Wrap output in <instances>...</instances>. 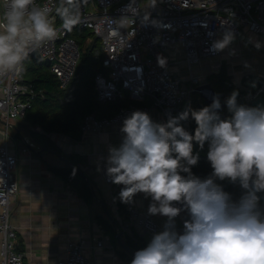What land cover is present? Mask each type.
<instances>
[{
    "label": "clouds",
    "instance_id": "9594fccd",
    "mask_svg": "<svg viewBox=\"0 0 264 264\" xmlns=\"http://www.w3.org/2000/svg\"><path fill=\"white\" fill-rule=\"evenodd\" d=\"M155 3L151 4L154 5ZM71 32L81 23V0H59V5L37 0H4L0 12V80L24 71V61L54 41L58 29ZM234 39L226 32L212 44L222 51ZM260 47L259 43L256 45ZM165 61L160 59L163 67ZM238 91L225 101L231 114L220 115L219 94L200 109L190 105L166 122L134 110L122 121L119 146H110L106 174L121 185L119 198L130 204L137 194L151 198L148 214L166 220L130 264H264V106L238 104ZM194 120V133L182 122ZM194 142L203 150L212 172L201 178L192 172L199 162ZM227 180L243 190L238 199L225 191ZM186 212L183 231L176 218ZM13 264L19 258L13 257Z\"/></svg>",
    "mask_w": 264,
    "mask_h": 264
},
{
    "label": "built area",
    "instance_id": "2783aa9c",
    "mask_svg": "<svg viewBox=\"0 0 264 264\" xmlns=\"http://www.w3.org/2000/svg\"><path fill=\"white\" fill-rule=\"evenodd\" d=\"M37 3L54 8L59 0H37ZM52 19L58 36L37 51L39 58L49 63V70L61 87H66L75 75L81 52L69 32L62 30L55 11ZM76 26L89 29L103 46L102 61L107 72L95 76L96 97L100 102L116 101L126 93L130 98L151 100L150 105H132L111 116L86 115L80 130L82 135H88L122 125L123 119L137 109L151 114L152 108H159L166 118L184 111L192 93L205 81L198 76L182 78L172 73L169 55L173 48L183 47L186 61L195 64L203 57L220 55L221 51L212 49L220 34L231 32L238 36L250 31L264 38V0H81V23ZM160 59L165 61L163 67ZM37 94L23 72L0 80V116L9 127L25 118ZM257 94L247 96L246 106ZM4 135H9L8 127ZM17 160L5 140L0 146V264H13V257L19 258L16 264H28L24 252L17 248V233L11 222V205L19 191ZM106 181L118 187V206L122 186L111 183L108 176ZM124 205L128 230L142 227L149 242L159 230L156 221L143 214L134 201ZM102 245L99 241L98 246ZM61 264L93 263L86 256L83 243L69 242Z\"/></svg>",
    "mask_w": 264,
    "mask_h": 264
},
{
    "label": "crops",
    "instance_id": "0c3cea01",
    "mask_svg": "<svg viewBox=\"0 0 264 264\" xmlns=\"http://www.w3.org/2000/svg\"><path fill=\"white\" fill-rule=\"evenodd\" d=\"M223 36L224 34H220L218 40ZM257 43L260 47L256 46ZM169 56L170 70L179 77L198 76L208 83L209 75L218 73L224 66L230 77V84L244 91L241 96L245 95V102L247 96L257 93L256 97L262 96L264 38L261 35L245 31L242 35L234 36L233 41L219 56L203 57L195 64L186 61L181 46L174 47ZM254 83H257L256 87L253 86ZM143 101L144 105L151 104L149 98ZM150 116L156 122L167 121L159 108H152ZM17 123L9 127L0 116V146L7 140L9 149L18 156L15 174L19 191L11 205V222L17 233V248L24 252L25 262L61 264L67 256L68 243L79 242L83 243L84 252L93 264H130L121 254L127 252L119 245L116 233L122 231L125 240L127 235L140 236L145 242L148 241V234L142 227L128 230L130 227L125 221V214L116 205L118 187L106 181L108 149L121 143L122 125H112L88 135H82L80 130L78 138L65 133L49 134L60 149V152L53 151L69 160V155H75L80 161L78 166L85 172V179L94 194V199L86 202L69 183L49 169L48 164L68 165L48 149L41 148L32 138L31 131H42L40 127L31 125L26 119ZM7 127L9 135L5 137L4 130ZM133 201L143 214L156 221L158 232L161 231L166 218L148 214L151 198H145L144 194L140 193ZM99 215L109 221L110 230L102 227L97 219ZM187 218L186 212L176 218L178 231H183V221ZM99 241L103 242L102 246H98Z\"/></svg>",
    "mask_w": 264,
    "mask_h": 264
},
{
    "label": "trees",
    "instance_id": "16d2710c",
    "mask_svg": "<svg viewBox=\"0 0 264 264\" xmlns=\"http://www.w3.org/2000/svg\"><path fill=\"white\" fill-rule=\"evenodd\" d=\"M58 20L59 23H62L60 18ZM69 35L78 43L81 56L75 75L66 87H61L58 78L40 61H38V64L31 66H26L24 62L23 71L24 74L30 73V78L26 81L31 83L38 93L32 101L31 107L26 111L25 119L31 125L39 126L42 131L32 130L30 135L41 145V148L52 149L57 152H60V149L51 140L50 133H65L78 138L80 136V125L86 115L94 113L98 117L111 116L126 107L145 104L143 100L130 98L128 93L116 101L100 102L96 97L95 76L99 72L105 74L107 72L102 61L104 52L101 40L94 36L89 29L79 26H75L69 32ZM208 83L225 101L234 91H238L237 103L246 105L245 95L241 96L244 91L234 88L230 84V77L224 66L218 73L209 75ZM261 88V95L264 96V83H261ZM189 105L193 109L208 106L205 98L199 92L192 93L187 106ZM249 107L254 106L250 105ZM220 115L222 118H227L231 114L225 107L220 109ZM182 123L189 132L194 133L196 128L194 120L189 119ZM207 151V144H205L203 150H200L199 145L194 142V153H199V162L192 167V172L201 178L212 172L210 162L207 160ZM68 157L75 165L80 162L75 155H69ZM48 167L69 183L78 196L86 202H91L94 199L88 181L73 168L57 164H48ZM218 183H222L225 191L230 192L234 199H238L243 192L238 184H231L227 180L218 181ZM259 195L261 197L260 205L264 207V193H259ZM118 208L124 210V203L119 202ZM97 219L104 229L110 230L111 224L107 219L101 215L97 216ZM135 237L126 236V241L131 247L136 250L146 247L148 241L145 242L140 236ZM121 254L131 262L132 256L125 252Z\"/></svg>",
    "mask_w": 264,
    "mask_h": 264
},
{
    "label": "water",
    "instance_id": "95a60500",
    "mask_svg": "<svg viewBox=\"0 0 264 264\" xmlns=\"http://www.w3.org/2000/svg\"><path fill=\"white\" fill-rule=\"evenodd\" d=\"M33 55L39 57V52L36 51L33 53ZM197 92H199L206 100L207 104L210 105L212 103V97L216 94H218L209 83H205L202 85H199L197 87ZM220 96V100H221V109L227 107L225 100L222 99L221 95ZM251 105L254 107L257 106H264V97L263 96H259L256 99H254L251 102ZM220 111V110H219ZM48 151L54 153L55 155H57L60 159H62V161H64L69 167L73 168L76 172H78L80 175H82L84 178H86V174L83 171L81 166L75 165L72 163L71 160H69L68 158L64 157L63 155L53 151V150H49ZM87 179V178H86ZM106 209V208H105ZM107 215L110 217V214L108 213V211L106 210ZM116 237L117 240L119 242V245L132 257L134 256V253L137 251L135 248L131 247L127 241L124 239L123 237V232L119 231L116 233Z\"/></svg>",
    "mask_w": 264,
    "mask_h": 264
},
{
    "label": "rangeland",
    "instance_id": "374dc122",
    "mask_svg": "<svg viewBox=\"0 0 264 264\" xmlns=\"http://www.w3.org/2000/svg\"><path fill=\"white\" fill-rule=\"evenodd\" d=\"M38 61L42 62L49 69V63L47 61H45V60L40 59L37 56L36 57L35 56L28 57V59L25 61V65L26 66H31V65H34L36 63L38 64ZM24 77H25V79H29L30 78V73H25ZM249 84H252V83H249ZM256 85H257V83H254L253 86L256 87ZM24 120H25V118L21 119L20 122L24 121ZM18 124H19V122L17 123V125Z\"/></svg>",
    "mask_w": 264,
    "mask_h": 264
}]
</instances>
